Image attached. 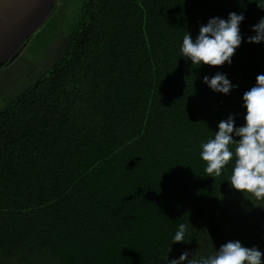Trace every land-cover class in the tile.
I'll use <instances>...</instances> for the list:
<instances>
[{"label":"trees","instance_id":"trees-1","mask_svg":"<svg viewBox=\"0 0 264 264\" xmlns=\"http://www.w3.org/2000/svg\"><path fill=\"white\" fill-rule=\"evenodd\" d=\"M230 12L244 17L231 64L182 57L187 32ZM261 18L264 0H84L64 53L0 110V264H168L230 240L264 251V201L231 187L233 162L212 178L200 156L221 120L245 122ZM217 72L238 87L210 89ZM182 223L187 242H173Z\"/></svg>","mask_w":264,"mask_h":264},{"label":"clouds","instance_id":"clouds-1","mask_svg":"<svg viewBox=\"0 0 264 264\" xmlns=\"http://www.w3.org/2000/svg\"><path fill=\"white\" fill-rule=\"evenodd\" d=\"M243 19L242 13L230 12L227 20L210 18L200 26L195 39L187 32L180 49L182 57L196 67L231 64V58L242 42L239 25ZM252 28L256 34L249 36L248 42L264 41V18ZM255 80V85L243 93L246 110L243 126H235L232 114L221 120L214 138L201 144L200 156L206 162V176L212 178L221 176L225 167L233 162L231 187L243 194H251L258 201H264V74L257 75ZM203 82L213 91L226 95L238 87L220 72L211 78L204 76ZM187 230L188 225L180 224L173 242H187ZM189 255L188 251H184L178 259H171L168 264H264V251L256 246L245 247L239 240L227 241L207 257L189 259Z\"/></svg>","mask_w":264,"mask_h":264},{"label":"rangeland","instance_id":"rangeland-1","mask_svg":"<svg viewBox=\"0 0 264 264\" xmlns=\"http://www.w3.org/2000/svg\"><path fill=\"white\" fill-rule=\"evenodd\" d=\"M84 0H57L47 19L0 67V110L25 90L63 53Z\"/></svg>","mask_w":264,"mask_h":264},{"label":"water","instance_id":"water-1","mask_svg":"<svg viewBox=\"0 0 264 264\" xmlns=\"http://www.w3.org/2000/svg\"><path fill=\"white\" fill-rule=\"evenodd\" d=\"M57 0H0V66L47 19Z\"/></svg>","mask_w":264,"mask_h":264},{"label":"flooded vegetation","instance_id":"flooded-vegetation-1","mask_svg":"<svg viewBox=\"0 0 264 264\" xmlns=\"http://www.w3.org/2000/svg\"><path fill=\"white\" fill-rule=\"evenodd\" d=\"M14 54H15V53H14ZM14 54H13V55H14ZM13 55H12V56H13ZM12 56H11V57H12ZM11 57H10V58H11ZM10 58H9V59H10ZM9 59H8V60H9ZM8 60H7V61H8ZM7 61H6V62H7ZM6 62H5V63H6ZM5 63H4V64H5ZM4 64H3V65H4ZM1 66H2V65H1ZM1 66H0V67H1Z\"/></svg>","mask_w":264,"mask_h":264}]
</instances>
